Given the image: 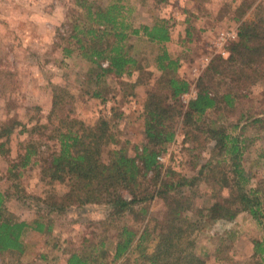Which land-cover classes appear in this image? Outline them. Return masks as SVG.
Masks as SVG:
<instances>
[{"label":"rangeland","instance_id":"374dc122","mask_svg":"<svg viewBox=\"0 0 264 264\" xmlns=\"http://www.w3.org/2000/svg\"><path fill=\"white\" fill-rule=\"evenodd\" d=\"M116 4L124 8L122 21L132 28L151 26L156 19L167 20L171 40L159 47L128 35L126 43L138 67L130 76L105 75L98 79L100 71L82 56L80 48L93 46L86 34L89 28L98 34L105 28L96 26L95 17L89 18L87 10H105ZM259 19L264 21V0H0V193L5 197L0 222H25L30 226L21 232V251L0 252V264H66L70 254L100 241L106 243L103 262L121 263L122 259L112 263L110 257L117 229L123 225L137 229L140 222L125 214L105 228L99 222L107 218L108 207L61 205L67 185L42 177L40 163L33 164L34 157L21 167L26 148L36 149L38 155L55 150L57 143L50 140L51 132L60 125L61 115L70 110L71 118L87 125L103 116L109 121L114 143L105 146L103 160L108 159L111 149L120 148L135 158L145 144L141 102L158 76L154 60L160 49L179 60L176 76L190 85L188 94L180 98L185 111L208 66L229 57V47L237 41L241 23ZM226 33L236 37L221 46L218 37ZM205 57L210 58L207 64L203 62ZM106 67L107 62H103L102 68ZM209 81L207 86L217 93L219 102L197 126L203 130L223 128L238 138L243 148L240 166L247 175L242 187L252 190L264 179V85L235 89L234 106L228 107L221 99L228 90L222 76L214 75ZM55 95L66 112L48 118ZM12 120L29 123L30 131L33 127L37 131L18 134L17 129L11 135H2V128ZM174 131L175 137L159 155L163 160L158 163L163 174L171 170L177 178L202 179L192 189L194 207L188 214L198 223L193 235L194 253L205 264H264V207L259 220L248 212L239 213L232 221L200 217V210L205 213L229 194L218 181L222 178V155L215 152L207 133L186 136L182 118ZM208 164L211 167H206ZM226 172L232 185L233 175L228 168ZM148 209L144 224L149 221L153 226L164 217L165 202L157 197ZM35 221L44 224L42 233L32 230Z\"/></svg>","mask_w":264,"mask_h":264},{"label":"trees","instance_id":"16d2710c","mask_svg":"<svg viewBox=\"0 0 264 264\" xmlns=\"http://www.w3.org/2000/svg\"><path fill=\"white\" fill-rule=\"evenodd\" d=\"M123 9L116 4L105 10H87L89 18L95 17V25L105 28L103 31L98 30L100 34L89 28L86 34L90 35L89 41H92L93 46L80 48L82 56L100 71L98 79L105 75L116 78L130 76L132 70L138 67L137 59L130 55V46L126 43L128 35L144 38L159 47L171 40L167 20L156 19L151 26L132 28L122 21L125 18ZM129 30L130 34H127ZM104 37L107 38L106 42H103ZM72 38H76V35H72ZM66 53L69 54L67 50ZM103 62H107L106 68H102ZM154 62L158 76L153 81L152 88L146 92L140 108L145 144L135 158L129 157L120 148L111 149L108 159L103 160L105 146L114 143L109 121L103 116L94 124L87 125L71 118L69 110L67 114L61 115L60 125L51 132L50 140L57 143L55 150L46 155H38L36 149L28 146L22 157L21 167H25L34 157L36 160L33 164L40 163L42 177L50 182L65 183L67 191L61 205L108 207L107 218L99 222L105 228L113 226V222L125 214L134 216L140 222L137 229L125 225L117 229L113 254L110 256L112 263L122 259L119 264H205L194 253L193 235L198 230V223L188 216L194 207L192 189L202 179L199 176L191 179L177 178L171 170L163 174L157 157L173 141L174 126L182 118L186 136L207 133L208 139L214 142L213 149L222 155V178L218 181L229 190L228 196L221 202L213 203L206 209V214L204 210H200L198 215L209 220L223 221H232L241 212H248L256 220L262 217L264 179L252 190L246 191L242 187L247 182V175L240 166L243 148L240 147L238 138L228 135L223 128L203 130L197 125L219 102L217 93L207 86L212 76H222V83L228 90L222 94L221 99L228 107L234 106L235 89L264 85V21L259 19L256 22L241 23L238 39L229 47V57L208 66L199 78L197 93L188 101L185 111L182 110L180 98L188 94L190 85L176 76L179 60L172 58L162 48ZM94 96L99 97V94ZM64 107L58 96H53L48 118L66 112ZM36 110L41 111L40 108ZM29 126V123L22 124L12 120L2 128V135H11L17 129L18 134H33L37 131L35 127L30 131ZM227 162L231 165L227 166ZM226 168L233 175L232 185L229 184ZM211 171L212 177H215L213 168ZM157 197L165 202L164 217L153 226L149 225V221L144 224L149 215V204ZM4 200L5 197L0 193V209ZM29 227L25 222L11 224L10 221H1L0 252H20L21 232ZM32 230L42 233L44 224L35 221ZM153 244V250L148 252ZM105 246L106 243L100 241L85 247L81 252H74L68 256L66 264H105Z\"/></svg>","mask_w":264,"mask_h":264},{"label":"built area","instance_id":"2783aa9c","mask_svg":"<svg viewBox=\"0 0 264 264\" xmlns=\"http://www.w3.org/2000/svg\"><path fill=\"white\" fill-rule=\"evenodd\" d=\"M234 37H236V35H232V34H228V33H226V34H222V35H220V36L218 37V44H220V45L222 46V44H223L224 42H227L229 38H234ZM209 60H210V58L205 57V58L203 59V62H204L205 64H207V63L209 62ZM162 160H163V157H162V156H158V157H157V161H158V162H161Z\"/></svg>","mask_w":264,"mask_h":264}]
</instances>
